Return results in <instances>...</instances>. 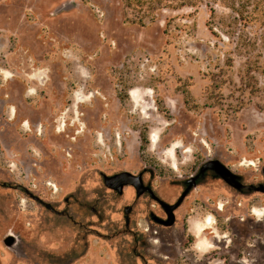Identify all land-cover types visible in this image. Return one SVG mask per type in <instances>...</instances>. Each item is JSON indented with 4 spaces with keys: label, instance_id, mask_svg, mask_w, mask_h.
Wrapping results in <instances>:
<instances>
[{
    "label": "rangeland",
    "instance_id": "rangeland-1",
    "mask_svg": "<svg viewBox=\"0 0 264 264\" xmlns=\"http://www.w3.org/2000/svg\"><path fill=\"white\" fill-rule=\"evenodd\" d=\"M234 1L237 13L199 0L141 27L125 0H0V90L27 109L35 73L40 86L60 80L52 98L65 90L50 138L15 110L6 138L34 133L41 147L0 145V264H264V75L253 73L254 96L239 82L247 63L264 62V0ZM205 164L218 170L173 212L189 215L185 233L147 224L155 201L103 181L142 176L174 205Z\"/></svg>",
    "mask_w": 264,
    "mask_h": 264
},
{
    "label": "crops",
    "instance_id": "crops-1",
    "mask_svg": "<svg viewBox=\"0 0 264 264\" xmlns=\"http://www.w3.org/2000/svg\"><path fill=\"white\" fill-rule=\"evenodd\" d=\"M4 72H7V71L4 70L3 68H0V73L2 74ZM38 74L39 73L34 74L35 80L32 81L31 85L29 86L33 104L35 106L37 105L36 107H31L27 109L24 105H21L22 104L21 102L15 104L13 101L10 100L11 95H12L10 90L9 91L0 90V103L8 104V102H10V105L8 107L10 108V110L7 111L9 114V116L7 114L8 119L5 120L3 117L0 118L1 119L0 123L3 126L0 128V145L7 146L9 149H15V150L16 149L20 150L21 147L29 145V144L32 145V147L36 149L42 146L40 139L37 138V136L34 133L32 136H30V140H23L19 136L15 137L13 141H10L6 138V135L12 133L10 127H11L12 118L15 115V110H17L18 113H21V114L25 110L27 111V113L25 112L26 114H28V117L24 124L25 129H29L30 127L35 129L37 126H41L42 131H44L43 132L44 137L46 136V134H47L46 137L48 138H50L51 135H53L54 133L53 131L56 126L53 120L58 116L59 113L62 112L61 100L64 97L65 90L63 88L62 92H60L58 96H56L57 98H52L51 91L54 89V86H56V84H59V86L61 85L60 80L56 79V82L54 81L52 82L50 80L47 81V80L42 79L43 83L41 82L42 86H40L37 80L40 81L41 78L37 77ZM3 77L5 81L11 80V78L7 79L6 78L7 76H3ZM42 94L45 95L43 100L39 98V96L41 97ZM2 96L7 97L8 99L5 100L3 99ZM49 104H52V105H49ZM45 107H47L48 109H46ZM45 123H46V126H44ZM5 125H8V126L5 128ZM193 233L195 234V232Z\"/></svg>",
    "mask_w": 264,
    "mask_h": 264
},
{
    "label": "flooded vegetation",
    "instance_id": "flooded-vegetation-1",
    "mask_svg": "<svg viewBox=\"0 0 264 264\" xmlns=\"http://www.w3.org/2000/svg\"><path fill=\"white\" fill-rule=\"evenodd\" d=\"M216 168L217 167L213 164H205L202 168L199 169L198 174H196L195 176H192V180L184 182L183 184L186 187L183 189V192H182L180 198L177 200V202H175L174 205L167 204L162 199L155 196L153 189L151 188L150 184L149 183H145V184L143 183L142 176H139L138 178H131L130 176H127V175H123V176L116 175V176H113L110 178H104L103 181H107V188H109L110 190H112L113 192H116V193L119 191L120 192L122 191V188L124 186L119 190L120 184L122 182H128V184L125 186H131L133 188V191H134L136 196L139 197V196L145 195L150 200L155 201L157 203V205L159 206L161 213L159 215L154 214L152 212L149 213L147 224L160 226L162 228H170L173 225L178 224L180 229L185 233L186 227H187L186 223L188 221L189 215L187 213H182L180 215V217L178 219H176L174 217L173 212H175L176 210H178L181 207V205L183 204V200L186 198V196L190 192V190L197 186V184H198L197 181H199L200 178H205V175L209 171L214 170L216 172V170H218ZM225 174L228 175L227 173H225ZM119 175H121V174H119ZM226 183L229 184L234 189L238 190L239 192L241 190H243L242 185L238 182L237 179H234L232 177H228V181H226ZM136 187H137V190L141 192L139 195L136 193ZM126 211H127V213H126ZM130 212H131V209L129 207L124 208L126 227L129 226V218L128 217H129ZM14 215H15V217H14ZM11 217L15 218V221L17 223H18V221L24 220V218H22L21 214H19L16 211L11 214ZM170 221H172V224L167 225L168 222H170ZM15 225H14V229H15ZM145 231H148V229H145ZM191 236L195 237V238H198V237L194 233L187 234V237L188 238L190 237L189 239L192 242V244L190 245V249H193L196 241L192 240ZM189 256L193 261H195V258H194L195 253H193V254L191 253V254H189ZM164 258L166 259L167 257H164Z\"/></svg>",
    "mask_w": 264,
    "mask_h": 264
},
{
    "label": "trees",
    "instance_id": "trees-1",
    "mask_svg": "<svg viewBox=\"0 0 264 264\" xmlns=\"http://www.w3.org/2000/svg\"><path fill=\"white\" fill-rule=\"evenodd\" d=\"M199 0H125V6L128 9L137 10L138 16L134 20L128 21L131 24H135L141 27H144L147 23H153L156 20V12L162 9H171V10H180L183 8H194L197 6ZM221 2L232 11H236L234 8V0H221ZM238 15L242 16V14ZM228 67H231V62L227 64ZM251 64L247 63L245 69L242 72L239 82L242 86L241 91L247 92L248 96H254L258 93V84L257 80L254 77V71H261V74L264 75V62L262 66H252L255 70H252ZM211 82L215 84L214 76H211ZM220 89V85L206 87V91L210 90L209 96H212L214 93V88ZM211 99V98H210ZM191 98L188 94H185L184 105L189 110H195L198 106H192ZM246 102H239L237 108L234 110V113H237L245 106ZM144 144L146 142L144 141Z\"/></svg>",
    "mask_w": 264,
    "mask_h": 264
},
{
    "label": "water",
    "instance_id": "water-1",
    "mask_svg": "<svg viewBox=\"0 0 264 264\" xmlns=\"http://www.w3.org/2000/svg\"><path fill=\"white\" fill-rule=\"evenodd\" d=\"M123 175L130 176L131 178H138V177H134V176H132V175H130V174H128V173H123V174L118 175V176H123ZM222 178H223L224 180L228 181V176H226V175H225V176L222 175ZM104 184L107 186V181H104ZM127 184H128V182H122V183L120 184L119 190H120L123 186H125V185H127ZM119 192H120V191H119ZM136 193H137L138 195L141 193L140 191L137 190V187H136ZM126 213H127V211H126ZM171 224H172V221L168 222L167 225H171Z\"/></svg>",
    "mask_w": 264,
    "mask_h": 264
},
{
    "label": "bare ground",
    "instance_id": "bare-ground-1",
    "mask_svg": "<svg viewBox=\"0 0 264 264\" xmlns=\"http://www.w3.org/2000/svg\"><path fill=\"white\" fill-rule=\"evenodd\" d=\"M207 224H209V220L206 221ZM11 238H15V236L10 232L7 237L5 238L6 241H10Z\"/></svg>",
    "mask_w": 264,
    "mask_h": 264
}]
</instances>
